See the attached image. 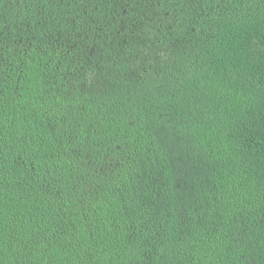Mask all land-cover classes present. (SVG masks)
Listing matches in <instances>:
<instances>
[{"label":"trees","instance_id":"obj_1","mask_svg":"<svg viewBox=\"0 0 264 264\" xmlns=\"http://www.w3.org/2000/svg\"><path fill=\"white\" fill-rule=\"evenodd\" d=\"M0 264H264V0H0Z\"/></svg>","mask_w":264,"mask_h":264}]
</instances>
